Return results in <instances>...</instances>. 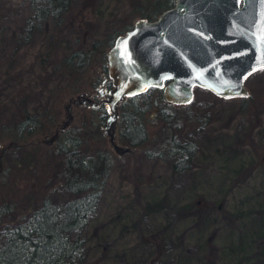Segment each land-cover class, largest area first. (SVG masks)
I'll use <instances>...</instances> for the list:
<instances>
[{
	"label": "rangeland",
	"instance_id": "rangeland-1",
	"mask_svg": "<svg viewBox=\"0 0 264 264\" xmlns=\"http://www.w3.org/2000/svg\"><path fill=\"white\" fill-rule=\"evenodd\" d=\"M140 2L67 0L60 20L50 16L41 31L25 40L23 22L32 0H0V128L13 120L24 95L31 107L43 110L48 91L41 98L27 94L41 89L48 71L54 70L55 58L96 38H102L106 50L105 56L95 53L84 80L59 99L56 123H49V130L18 140L22 143L10 135L0 136V145L9 144L5 170L0 169V202H14V216L7 220L26 217L46 197L68 196L55 176L57 161L46 143L55 142L54 133L64 123L71 128L83 125L92 135L100 115L86 103L67 107L66 102L103 79L110 45L105 38L111 30L125 29L128 22L143 16L134 13L137 6L148 7ZM52 77L64 84L68 79L61 73ZM244 81L249 93L264 88V66L250 71ZM194 89L189 101L194 117L181 134L196 142L197 151L186 168L177 169L168 152L149 153L151 139L118 153L104 131L105 122L101 123L104 143L116 159L82 231L86 264H264V230L242 238L250 222L264 219V107L256 119L237 94L221 97L199 84ZM209 102L215 107L206 111ZM154 110L148 113L149 138L161 123L159 107ZM201 112L209 117L203 125ZM121 124L117 136L130 144L120 135Z\"/></svg>",
	"mask_w": 264,
	"mask_h": 264
},
{
	"label": "trees",
	"instance_id": "trees-1",
	"mask_svg": "<svg viewBox=\"0 0 264 264\" xmlns=\"http://www.w3.org/2000/svg\"><path fill=\"white\" fill-rule=\"evenodd\" d=\"M140 1L148 7L137 6L134 13L155 16L157 9L155 0L147 1L149 3H144L145 0ZM66 2L67 0H32V10L23 22L25 40L41 31L43 25L49 22L50 16L54 15L60 20L58 16L63 14V4ZM133 24L134 22L131 21L127 23L125 29L111 30L105 38L106 43L112 44L118 33L132 27ZM101 42L102 38L92 39L89 45L75 47L55 58L54 70L48 71L41 89L27 94L28 97L31 96L30 98L37 96L41 98L46 96L43 93L48 91L43 110L31 107L25 100L26 95L22 96L13 120H7L1 124L0 136L10 135L13 136L11 140L22 143L18 140H26L36 132L49 130V123H56L59 99L84 80L87 71L94 64L96 52L101 51L105 56L106 50L102 49ZM104 65L106 66V63ZM58 73L65 74L68 78L65 84L59 81L53 82L52 79L55 77L52 76ZM158 90V86L152 85L147 90L128 95L122 100L120 135L132 145H139L151 139L153 144L147 149L149 153L162 155L168 152L173 157V164L177 169L186 168L192 163L197 151L196 142L182 137L181 134L185 125L194 117L192 102L177 104L160 97L161 123L153 132V137L149 138L148 113L155 106L154 93ZM237 96L240 99L244 98L242 103L246 104L250 108V114H254L258 119L264 107V88H258L248 94H237ZM214 107V103L209 102L206 111ZM89 108L101 118L92 135H88L83 125L80 128L75 125V129L60 125L55 142L52 145L46 143L57 161L55 176L62 180L68 196L62 200L46 197L26 217L16 220L6 218L14 216V202L10 200L0 202V264H86L85 237L82 231L89 220L90 213L97 208L106 176L116 159V153L104 143L101 123L106 122L108 115L106 105ZM202 113L205 112L200 113L201 125L209 118ZM91 115L94 117V113ZM254 125L255 122L252 123V127ZM8 147V143L0 145L2 171L5 170L4 156ZM247 228L242 238L249 237L251 234L249 232L261 234L264 230V219L257 223L250 222Z\"/></svg>",
	"mask_w": 264,
	"mask_h": 264
},
{
	"label": "water",
	"instance_id": "water-1",
	"mask_svg": "<svg viewBox=\"0 0 264 264\" xmlns=\"http://www.w3.org/2000/svg\"><path fill=\"white\" fill-rule=\"evenodd\" d=\"M240 1L178 0L157 18L137 17L116 36L107 49L103 82L113 85L105 96L109 113L103 128L118 153L132 148L117 136L119 103L128 95L159 86L156 110L159 97L191 101L197 84L221 95L249 93L246 75L264 65V0ZM73 103L97 106L98 100L85 89L69 96L67 107Z\"/></svg>",
	"mask_w": 264,
	"mask_h": 264
},
{
	"label": "flooded vegetation",
	"instance_id": "flooded-vegetation-1",
	"mask_svg": "<svg viewBox=\"0 0 264 264\" xmlns=\"http://www.w3.org/2000/svg\"><path fill=\"white\" fill-rule=\"evenodd\" d=\"M243 0L240 1V4H242ZM156 14L155 16L153 17H149V16H146V15H143V16H146L150 19L152 18H157L160 16V14L167 8H170V7H173L175 5H177L178 3V0H156ZM139 17V16H138ZM134 25V24H133ZM128 29V28H127ZM126 29V30H127ZM125 31V30H124ZM123 31V32H124ZM121 33V32H120ZM119 34V33H118ZM117 34V35H118ZM116 38V37H115ZM111 45V44H110ZM109 45V46H110ZM108 46V47H109ZM108 76V69H107V72H105L104 76H103V79L105 77ZM103 79L98 82V83H94V85H92L90 88H88V90L92 93L93 97L95 99L98 100V105L97 106H94V107H99L101 105H103L104 103L106 104V107H107V110H108V113H109V109H108V105H107V102L105 100V96L106 94L109 92V88L113 85L112 82L110 80L106 81V82H103ZM159 87V86H158ZM159 90H160V87H159ZM122 101H120L119 103V108H120V104H121ZM85 104V103H84ZM89 105V103H86ZM108 116V115H107ZM120 117H121V108H120V116H119V119H118V123L120 121ZM107 119V118H106ZM118 123H117V128H118ZM117 134H118V131H117Z\"/></svg>",
	"mask_w": 264,
	"mask_h": 264
},
{
	"label": "bare ground",
	"instance_id": "bare-ground-1",
	"mask_svg": "<svg viewBox=\"0 0 264 264\" xmlns=\"http://www.w3.org/2000/svg\"><path fill=\"white\" fill-rule=\"evenodd\" d=\"M262 66H264V65H262ZM259 67H261V66H259ZM258 68V67H257ZM256 69V68H255ZM211 90V89H210ZM217 94V93H216ZM221 95V94H220ZM230 95H234V94H230ZM225 96H227V95H225Z\"/></svg>",
	"mask_w": 264,
	"mask_h": 264
}]
</instances>
